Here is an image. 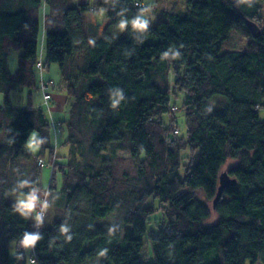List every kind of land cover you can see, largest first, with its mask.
Returning <instances> with one entry per match:
<instances>
[{
	"label": "trees",
	"instance_id": "obj_1",
	"mask_svg": "<svg viewBox=\"0 0 264 264\" xmlns=\"http://www.w3.org/2000/svg\"><path fill=\"white\" fill-rule=\"evenodd\" d=\"M136 2L0 0V264H32L34 256L37 264H264V0H167L165 19L146 32L131 24L146 8ZM96 8L107 21L91 38L84 14ZM247 21L260 27L258 38ZM236 27L249 48L222 53ZM42 48L45 70L58 65L67 89V155L54 144L53 101L50 116L31 101ZM24 89L28 105H14L11 95ZM180 95L179 134L172 97ZM217 98L220 108L210 105ZM34 134L36 156L28 149ZM40 160L52 169L47 189ZM224 170L236 184L215 206ZM33 188L62 220L37 225L6 199ZM117 211L123 226L96 223ZM26 232L41 237L34 248L21 245Z\"/></svg>",
	"mask_w": 264,
	"mask_h": 264
},
{
	"label": "rangeland",
	"instance_id": "obj_2",
	"mask_svg": "<svg viewBox=\"0 0 264 264\" xmlns=\"http://www.w3.org/2000/svg\"><path fill=\"white\" fill-rule=\"evenodd\" d=\"M139 1L140 3H144L146 5L147 11L144 14L145 18L149 20V28L154 27L157 22H160L161 20H164V8L167 4V0H135ZM74 3H77L78 0H73ZM84 3V2H80ZM96 11H88L87 13L84 14V21L86 23V31L92 38L94 34L98 35L96 24H99L100 26H105L107 17H106V11L105 9H99L96 8ZM264 14V13H263ZM44 48V44H43ZM249 48V38L247 33L241 29L236 27L229 38L224 42L223 47H222V53H226L229 51H236V50H244ZM18 54L20 52L13 51V53L10 56L9 62L12 71H15L18 67ZM43 60L45 59V51L43 49V55H42ZM85 64V57L83 54H80L78 58L75 60V65L74 68L76 71L80 70ZM44 80L46 82H51L52 86L49 88L50 94L52 95V101L53 103L51 104L52 112L55 114L57 112L64 111L66 108H68L67 104V89L61 84L62 78L60 74V68L58 65H53L50 70H45L44 71ZM37 85L38 87L33 90L32 94V104L35 107H42L44 108L48 115L50 116V112L48 111V108L46 106L45 100H44V92L42 89H39L40 86L42 85V79H41V74L38 70L37 73ZM31 91L28 90H22L18 92H14L11 95V99L16 106H27L29 103V94ZM5 101V96L0 94V104H3ZM183 101V95H180L178 99H175V97H172V102L176 103L178 107V126L176 127L177 129H181V131L184 133L186 132V118L184 116V112L181 108V104ZM210 105L214 108H220L224 105V100L221 98H217L215 101L211 102ZM67 112V111H66ZM261 118L264 119V111L261 112ZM66 132L64 131V128L62 126H59V134H57V140H54L55 146L59 149V153L61 155H67L69 152L68 147L65 146H60V144H63L65 141V134ZM178 133V132H176ZM181 132H179L180 134ZM109 152V151H108ZM107 152V153H108ZM118 155L127 157L129 156V151L127 148H120L118 150ZM48 168H44L43 171V178H42V183L44 184L45 188L49 187V172L47 170ZM223 172H226L225 170ZM181 175L184 178V168L181 170ZM26 195L24 194H18V195H13L11 193L7 194V201L9 203H12L16 205L17 201L19 199H23ZM37 197L40 202H43L45 204V193L43 190H38L37 191ZM50 198L48 197V200ZM48 207L44 208L42 204L37 205V209L35 212L30 213L29 216L31 219L37 223V225H40L41 222H38L36 219V214L38 212L44 213L42 223L43 225H51L53 224L56 220H62L63 219V211L60 210V208L53 202L49 200V203H47ZM83 209V208H82ZM84 211V210H83ZM123 216L122 211H117L114 214H111L107 217L104 218H97L96 223L98 225H104V224H111L115 227H121L123 226V221H120V217ZM81 219L84 217L83 215L79 216ZM163 219L161 212L156 217H153L151 219V222L149 224V231H157L159 223ZM84 220V219H83ZM149 240L147 239V246L144 252V261L145 263H148L147 260H152V252L151 248L149 245ZM28 258L30 259L32 254L30 252V249L28 250ZM152 263V262H151ZM256 264H263L261 261L257 262Z\"/></svg>",
	"mask_w": 264,
	"mask_h": 264
},
{
	"label": "clouds",
	"instance_id": "obj_3",
	"mask_svg": "<svg viewBox=\"0 0 264 264\" xmlns=\"http://www.w3.org/2000/svg\"><path fill=\"white\" fill-rule=\"evenodd\" d=\"M147 11V9L141 10V13L137 15V17L131 21V24L133 28L140 32H146L149 28V20L145 18L144 12ZM129 22L128 21H121L119 23V28L121 30H124L128 27ZM123 99V95L118 94V98H114L113 100V107L115 108L117 105H119L120 100ZM28 186V182L24 181L20 183L19 187L24 188ZM37 191L38 189L33 188L31 192L26 194V196L23 199H19L15 205V210L20 213V215H28L30 213H33L37 209L38 204H42L44 208L48 207L47 204H43V202H40L37 197ZM36 219L38 222H42L43 215L42 213L38 212L36 214ZM62 232H67V227H64L61 229ZM41 239V237L37 234H29L24 233L23 239L21 241V245L24 248H34L35 245L38 243V241ZM71 239V237H69ZM32 264H35L34 261H32Z\"/></svg>",
	"mask_w": 264,
	"mask_h": 264
},
{
	"label": "crops",
	"instance_id": "obj_4",
	"mask_svg": "<svg viewBox=\"0 0 264 264\" xmlns=\"http://www.w3.org/2000/svg\"><path fill=\"white\" fill-rule=\"evenodd\" d=\"M88 0H78V2L76 3V4H80V2H84V3H86ZM137 2H139V1H137ZM0 94H2V93H0ZM2 95H4V94H2ZM4 104V103H3ZM3 104H0V106H3ZM67 111V112H66ZM69 118V109H65L64 111H61V112H57V113H53L52 112V114H51V119L54 121V122H56L57 123V125H59V126H62L60 123L63 121V120H66V119H68ZM63 127V126H62ZM36 138H37V134H34L32 137H31V140H30V142H29V144H28V149L36 156V155H39V153H40V148H39V146H37L36 145ZM44 168H48L47 170H48V172H49V176H50V178H49V183H50V181H51V177H52V169H51V167H48V166H45ZM44 171V170H43ZM42 178H43V176H42ZM42 182V181H41ZM42 186H43V188L44 189H47V188H45V186H44V184L42 183Z\"/></svg>",
	"mask_w": 264,
	"mask_h": 264
},
{
	"label": "built area",
	"instance_id": "obj_5",
	"mask_svg": "<svg viewBox=\"0 0 264 264\" xmlns=\"http://www.w3.org/2000/svg\"><path fill=\"white\" fill-rule=\"evenodd\" d=\"M136 5L138 7H140V8L146 7V5L144 3H140V2H136ZM42 55H43V48L41 49L40 60H39V62L37 64V68H38V70H39V72L41 74V79H42V85L41 86H42V90L44 92V100H45L46 105L49 106L51 101H52V95L49 93V88L52 86V83L51 82H46L44 80L43 75H44V71H45V65H44V60L42 58ZM180 130L181 129H177L176 132H179ZM39 164L41 166H43V167L47 165L45 163V161H43V160H40ZM44 202H45V204L48 203V201L46 199L44 200ZM41 213H42V215H44L43 211ZM32 261H34L35 264H37V259H36L35 256L32 258L31 262Z\"/></svg>",
	"mask_w": 264,
	"mask_h": 264
},
{
	"label": "water",
	"instance_id": "obj_6",
	"mask_svg": "<svg viewBox=\"0 0 264 264\" xmlns=\"http://www.w3.org/2000/svg\"><path fill=\"white\" fill-rule=\"evenodd\" d=\"M247 25H248L253 37L258 38L261 34L260 27L252 21H247ZM234 184H236V181L233 180L227 172H223L221 174V176H220V187H219L218 195L214 201L215 206L222 199L225 189L229 186L234 185Z\"/></svg>",
	"mask_w": 264,
	"mask_h": 264
}]
</instances>
